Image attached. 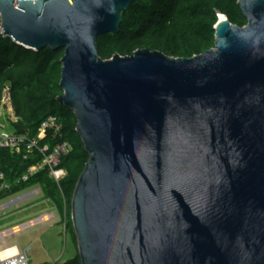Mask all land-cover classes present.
Wrapping results in <instances>:
<instances>
[{
  "label": "water",
  "instance_id": "1",
  "mask_svg": "<svg viewBox=\"0 0 264 264\" xmlns=\"http://www.w3.org/2000/svg\"><path fill=\"white\" fill-rule=\"evenodd\" d=\"M136 0H0L15 44L63 50L56 101L89 158L71 199L81 264H264V0L191 58L103 60Z\"/></svg>",
  "mask_w": 264,
  "mask_h": 264
},
{
  "label": "trees",
  "instance_id": "2",
  "mask_svg": "<svg viewBox=\"0 0 264 264\" xmlns=\"http://www.w3.org/2000/svg\"><path fill=\"white\" fill-rule=\"evenodd\" d=\"M219 15L232 25L246 24L237 0H136L124 13L118 34L98 37V55L108 60L115 54L130 56L137 50H149L173 58H191L213 47ZM62 56V49L33 51L0 33V109L3 90L8 87L16 119L12 123L14 132L36 136L42 121L54 116L61 124L60 141L70 147L60 159L59 168L65 171V177L59 186L50 177L43 178L46 170L38 171L28 180L60 193L61 205L49 197L60 210L63 206L70 207L76 183L89 158L76 132L74 114L56 101L62 95L59 86ZM44 143L53 145L54 141L46 139ZM39 161L36 156L22 160L21 155L0 150V172L9 184ZM24 186L22 183L12 189ZM66 264H81L80 256Z\"/></svg>",
  "mask_w": 264,
  "mask_h": 264
},
{
  "label": "crops",
  "instance_id": "3",
  "mask_svg": "<svg viewBox=\"0 0 264 264\" xmlns=\"http://www.w3.org/2000/svg\"><path fill=\"white\" fill-rule=\"evenodd\" d=\"M15 121L16 119L13 114L8 92L7 101H2V106L0 109V128L3 129V127H5V124L7 123L12 129V132H14L12 123ZM27 183H25L24 187L18 189H12L11 187L9 190H3L0 188V252L8 249V253L10 250L15 249L17 253L29 249L28 256L31 264L57 263L56 258H54L55 252L50 250V247L47 244L48 232H46L41 226L42 224L51 222L55 217L53 211L49 210V204H52L53 210L56 212L58 216V222L61 224V226L63 225L65 211L64 209L60 210V208L50 198L45 196L40 198L44 195V192L42 191L41 185L39 183H31L29 185H26ZM31 188L36 189H32L24 194L16 196L22 191ZM37 198L41 199L40 203L37 201L38 203L36 204L24 205V208H21L20 205L22 203L34 201ZM43 215H50V220L33 227H29H35L37 229H35L31 233H28V235L25 237L26 240L21 241L22 239H20L19 236L22 234L23 230L28 229H22V227L27 223L35 221ZM19 228L20 230L16 231L14 234L9 233L14 229ZM77 255H79L78 247L76 248L75 256L72 259L63 262V264H66L68 261L73 260L77 257Z\"/></svg>",
  "mask_w": 264,
  "mask_h": 264
},
{
  "label": "built area",
  "instance_id": "4",
  "mask_svg": "<svg viewBox=\"0 0 264 264\" xmlns=\"http://www.w3.org/2000/svg\"><path fill=\"white\" fill-rule=\"evenodd\" d=\"M23 0H13L14 6L17 7V3ZM30 1V0H29ZM69 1V0H68ZM34 2V0H32ZM1 26V16H0ZM0 33L1 27H0ZM8 87H5L2 93V101H7ZM50 139L54 141L53 145L48 143L42 144V141ZM61 124L54 116L47 117L38 129L36 136H28L27 134L19 133H7L0 131V150H6L10 154L21 155L22 160H27L32 156L39 157L40 161L36 165L27 169L24 175L15 180L12 184L5 182V177L0 172V188L3 190H9L14 185H20L28 182V180L38 171L46 170L49 177L59 186V182L65 177V171L59 168L60 159L67 154L70 147L68 143L61 142ZM50 215H43L33 222L25 224L22 229L33 227L50 220ZM64 231L66 230V218L64 217L63 225ZM17 230H20L17 229ZM15 229L10 231V234H14ZM8 249L0 252V264H31L28 252L29 249L17 252L13 255H5Z\"/></svg>",
  "mask_w": 264,
  "mask_h": 264
},
{
  "label": "rangeland",
  "instance_id": "5",
  "mask_svg": "<svg viewBox=\"0 0 264 264\" xmlns=\"http://www.w3.org/2000/svg\"><path fill=\"white\" fill-rule=\"evenodd\" d=\"M0 131L12 132V129L6 123L5 127H3V129L0 128ZM36 174H38V172ZM47 177H49L48 173L44 172L43 178L46 179ZM32 179L34 180L35 178H32ZM29 184H30V182L27 183L26 185H29ZM32 189H36V188L26 189L16 196L24 194V193H26ZM42 190L44 191V195L41 196L40 198H42L44 196L48 197V198L52 197V198H54V201H56L59 205H61V203H60L61 202V194L60 193L53 191L51 189V187L45 188V185L42 188ZM58 190H59V188H58ZM40 198H37L34 201L24 202L20 206H21V208H24V205H32V204H36L38 202L40 203L41 202ZM49 205H50L49 210L53 211L55 217L51 222L46 223V224H42L41 227H43L44 230L46 232H48L47 244L50 247V250L55 252L54 258H56V261H57V263H54V264H63V262H65L69 259H72L75 256L76 248L78 247L77 238H76L74 227H73L72 220H71V204H70V207L68 206V208H66V209L63 208L65 211L64 213H65V218H66V230L65 231L62 228L61 224L58 222V216H57L56 212L53 210L52 204H49ZM28 210H31V209H28ZM35 229H37V228L34 227V228H28V229L23 230L22 234L19 236V238L22 239L21 241L26 240L25 237L28 235V233H31Z\"/></svg>",
  "mask_w": 264,
  "mask_h": 264
},
{
  "label": "bare ground",
  "instance_id": "6",
  "mask_svg": "<svg viewBox=\"0 0 264 264\" xmlns=\"http://www.w3.org/2000/svg\"><path fill=\"white\" fill-rule=\"evenodd\" d=\"M15 231H18L17 229H15ZM14 253H16V250L13 249V250H10L7 254L5 255H13Z\"/></svg>",
  "mask_w": 264,
  "mask_h": 264
}]
</instances>
